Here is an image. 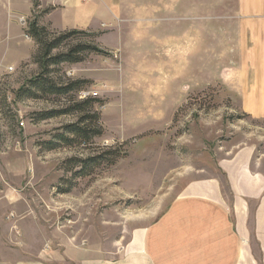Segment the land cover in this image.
<instances>
[{"label":"rangeland","instance_id":"1","mask_svg":"<svg viewBox=\"0 0 264 264\" xmlns=\"http://www.w3.org/2000/svg\"><path fill=\"white\" fill-rule=\"evenodd\" d=\"M116 2L117 29H89V35L74 39L94 42L110 56L90 54L83 63L63 65L55 74L63 82L89 80L76 94L77 100H84L83 94L101 100L94 110L101 114L104 134L87 146L55 150L45 146L58 142L64 127L77 118L37 121L40 113L64 108L67 99L18 97L40 72L33 59L38 46L25 37L27 17L11 26L9 54L5 60L0 57V264H71L69 256L112 257L133 232L154 224L193 181L220 180L223 203L234 210L220 163L243 150H253L251 169L264 175V115L245 105L246 94L234 81L246 60L228 57L241 42L227 38L219 50L218 36L212 32L205 59L201 36L193 33L191 43H182L184 50L192 45L193 58L183 64L179 59L174 68L188 70V76L178 78L171 71L172 79L157 62L152 44L155 12L169 8L170 2ZM171 4L182 9L176 19L191 18L195 24L203 17L211 23L239 16L237 0H171ZM194 30L198 31L196 26ZM142 35L150 40H142ZM3 43L0 37V56ZM19 59L20 64L14 65ZM154 73L162 83L157 80L154 85ZM108 149H119L125 156L114 165L103 164L90 176L74 177L79 168L65 171L70 159L96 158ZM136 234L137 243L143 231Z\"/></svg>","mask_w":264,"mask_h":264},{"label":"crops","instance_id":"2","mask_svg":"<svg viewBox=\"0 0 264 264\" xmlns=\"http://www.w3.org/2000/svg\"><path fill=\"white\" fill-rule=\"evenodd\" d=\"M167 1L170 2L169 8L156 10L153 20L152 44L157 62L165 70L174 71L178 78L187 77L188 70L183 73L174 68L179 59L183 64L187 58H193L192 45L185 50L182 47L185 41H193V33L201 36L204 45L202 56L205 59H209L208 39L212 32L218 36L219 50L222 49V42L226 46L227 38L230 40L233 37L234 41L241 43L232 45L234 52L228 57L246 60L244 69L235 74L240 78H234V81L237 82L236 86H242L241 90L246 94L245 105L255 113L264 115V0H237L238 18H218L211 22L212 25L205 17L196 24L191 18L176 19L181 16L182 9L179 5L171 4V0ZM118 12L116 0H0V37H3L5 46L0 57L5 60L9 54L13 39L11 26L19 23L21 16L27 17L30 22L38 17L41 25L54 30L87 32L103 26L109 30L117 29ZM226 27L230 29L226 31ZM25 37L31 41L27 35ZM141 38L150 40L146 35ZM114 39L117 41L115 36ZM20 62L19 59L14 65ZM171 74L173 79L174 73ZM244 75L248 79H243ZM172 79L167 82L170 92L173 90L170 89ZM157 80L162 83V77L154 73V85L159 84ZM157 100L161 102L162 97ZM168 102L172 104V98ZM252 159L253 150L246 149L220 163L234 198V210L223 203L220 180L193 181L185 189L184 195L174 200L154 224L146 231L133 232L128 242L112 257L109 254L104 259L69 256L70 263L264 264V175L252 171ZM139 231H143V234L136 243V233Z\"/></svg>","mask_w":264,"mask_h":264},{"label":"trees","instance_id":"3","mask_svg":"<svg viewBox=\"0 0 264 264\" xmlns=\"http://www.w3.org/2000/svg\"><path fill=\"white\" fill-rule=\"evenodd\" d=\"M26 35L33 39L38 46L33 59L40 72L37 77L28 80L27 84L19 90L18 97L46 99L47 97L56 96L67 99L68 104L64 108L40 113L37 115V121H45L61 116H74L77 118L76 123L64 127L65 133L57 136L58 142H47L45 146L48 147V150H55L61 146L91 145L94 138L101 137L104 134L100 123L101 114L94 110L95 105L99 104L101 100L96 98L77 100L76 94L89 84V80L63 82L56 80L55 74L63 65L83 63L90 54L110 56V52L101 49L94 42L74 41L80 36L89 35L88 32L69 30L55 33L50 31L49 27L41 25L38 17H34L29 23ZM104 154L109 155V159L105 158V155L87 159L72 158L67 162L68 167L65 168V171L73 172L79 168L74 177L90 176L95 169H100L103 164L105 166L114 165L120 158L125 156L119 149H108Z\"/></svg>","mask_w":264,"mask_h":264},{"label":"built area","instance_id":"4","mask_svg":"<svg viewBox=\"0 0 264 264\" xmlns=\"http://www.w3.org/2000/svg\"><path fill=\"white\" fill-rule=\"evenodd\" d=\"M22 21H23V23H24V22L26 23V20H25L24 18H22ZM27 38H29V37L27 36ZM9 69H10V71L13 70V68H9ZM87 96L89 97L88 94H83L82 96H80V98H81V99H85V98H87Z\"/></svg>","mask_w":264,"mask_h":264}]
</instances>
